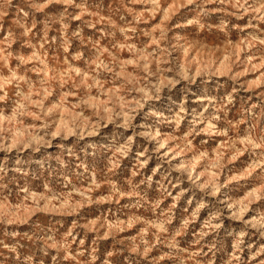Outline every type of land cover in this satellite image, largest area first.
<instances>
[{
    "label": "rangeland",
    "instance_id": "374dc122",
    "mask_svg": "<svg viewBox=\"0 0 264 264\" xmlns=\"http://www.w3.org/2000/svg\"><path fill=\"white\" fill-rule=\"evenodd\" d=\"M0 264H264V0H0Z\"/></svg>",
    "mask_w": 264,
    "mask_h": 264
}]
</instances>
